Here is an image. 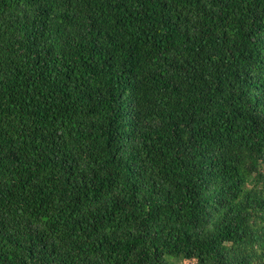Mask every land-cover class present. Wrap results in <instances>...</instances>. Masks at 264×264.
<instances>
[{"label":"trees","instance_id":"obj_1","mask_svg":"<svg viewBox=\"0 0 264 264\" xmlns=\"http://www.w3.org/2000/svg\"><path fill=\"white\" fill-rule=\"evenodd\" d=\"M0 264H264V0H0Z\"/></svg>","mask_w":264,"mask_h":264}]
</instances>
